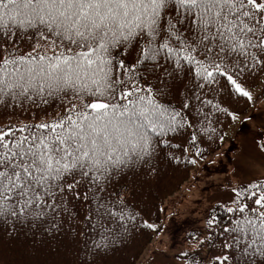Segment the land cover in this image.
<instances>
[{"label":"snow or ice","instance_id":"snow-or-ice-1","mask_svg":"<svg viewBox=\"0 0 264 264\" xmlns=\"http://www.w3.org/2000/svg\"><path fill=\"white\" fill-rule=\"evenodd\" d=\"M261 76L264 0H0V231L106 264L162 230L129 203L130 181L162 161L199 171L220 116L238 119L226 100L255 103ZM246 170L237 157L233 174ZM230 192L176 260L202 264L209 246V264H264V177Z\"/></svg>","mask_w":264,"mask_h":264},{"label":"rangeland","instance_id":"rangeland-1","mask_svg":"<svg viewBox=\"0 0 264 264\" xmlns=\"http://www.w3.org/2000/svg\"><path fill=\"white\" fill-rule=\"evenodd\" d=\"M260 99L232 120L218 150L210 154L207 162L201 161L199 171L192 166L182 185L168 195L156 224L161 231H153L149 244L144 248L135 264H176V254L188 250L191 241L188 232L202 228L204 219L212 207L230 195V187L246 185L264 177V153L259 146L264 144V76L249 86ZM243 156L247 170L233 174L234 161ZM193 176L199 177L193 182Z\"/></svg>","mask_w":264,"mask_h":264},{"label":"trees","instance_id":"trees-1","mask_svg":"<svg viewBox=\"0 0 264 264\" xmlns=\"http://www.w3.org/2000/svg\"><path fill=\"white\" fill-rule=\"evenodd\" d=\"M261 78L262 76L249 80V86H254ZM165 99L178 104L180 98L177 89H174L173 95ZM226 102L236 113L243 112L250 105L247 100L236 97L226 100ZM220 122L217 127L221 128L225 134L232 120L221 115ZM221 145H214V150L211 153L218 150ZM177 155L180 153L177 152ZM161 168V174L154 179L145 180L144 174H140L130 181L129 203L140 210L143 218L151 223L160 220L161 212L158 211V208L162 207L165 198L175 192L188 178L192 166L185 167L183 164L174 166L162 161ZM70 208L72 211H76L74 205H70ZM152 233L153 231L148 229L136 232L129 243L124 247L117 248L106 258V264H135L144 248L149 244L153 236ZM214 254H216L215 249L205 246L198 254H195V259L202 261V264H209ZM74 258V249L65 247L64 242L45 238L43 243L33 244L31 239H26L23 236L17 240H9L0 231V264H72ZM176 264H182V261Z\"/></svg>","mask_w":264,"mask_h":264}]
</instances>
